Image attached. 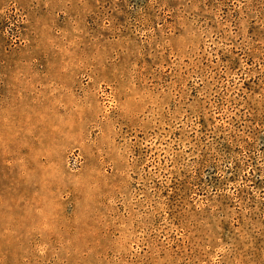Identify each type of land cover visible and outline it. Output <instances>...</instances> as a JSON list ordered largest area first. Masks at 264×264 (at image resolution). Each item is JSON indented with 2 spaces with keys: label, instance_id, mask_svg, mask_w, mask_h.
I'll list each match as a JSON object with an SVG mask.
<instances>
[{
  "label": "rangeland",
  "instance_id": "rangeland-1",
  "mask_svg": "<svg viewBox=\"0 0 264 264\" xmlns=\"http://www.w3.org/2000/svg\"><path fill=\"white\" fill-rule=\"evenodd\" d=\"M0 264H264V0H0Z\"/></svg>",
  "mask_w": 264,
  "mask_h": 264
}]
</instances>
